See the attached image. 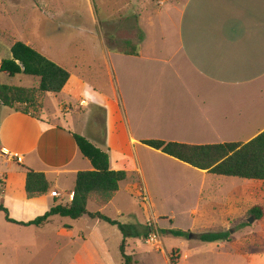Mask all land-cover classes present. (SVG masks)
Returning <instances> with one entry per match:
<instances>
[{
	"label": "crops",
	"instance_id": "0c3cea01",
	"mask_svg": "<svg viewBox=\"0 0 264 264\" xmlns=\"http://www.w3.org/2000/svg\"><path fill=\"white\" fill-rule=\"evenodd\" d=\"M80 1L86 3L96 30L86 32L92 37L91 44L78 49L77 57L67 59V46L50 51L48 39L38 35L40 23L36 22L57 19L51 14L54 12L68 14L64 1L0 0V64L10 58L12 45L20 41L54 59L69 73L60 93L40 97L38 113L30 109L29 114H23L0 106L8 110L0 111V205L18 222L31 221L54 204H69L76 174L92 170L72 134L105 152L111 171L126 173L125 181L105 207L93 204L97 209L91 211L88 205L92 203L87 204L90 213H103L121 193L122 184L132 182V175L137 177L141 191L137 192L134 183L127 191L137 193L144 210L148 208L144 202L152 208L154 200L161 198L160 193L152 195L148 179L157 180L159 162L177 160L141 141L193 146L247 143L264 131V0H162L160 5L158 0H101L102 6L108 4L103 22L95 0ZM54 4L60 8H54ZM20 18L27 19L26 26L20 24ZM27 30L30 36L25 37ZM133 50L134 55L124 53ZM12 163L16 164L13 173L3 170ZM21 165L45 175L50 184L48 193L26 197ZM196 172L201 174L200 186L183 196L190 203L188 212L193 224L207 177L215 176ZM239 181V188L227 194L221 188H212L207 202L211 204L220 195L226 215L217 218L205 214L200 221L219 219L225 227L248 223L252 218L248 212L260 206L257 197L264 192V184ZM1 215V229L18 235L42 230L62 219L52 217L40 228L19 227L3 221ZM82 218L72 224L78 225ZM158 219L152 213L154 222L146 220L145 224L150 221L157 228ZM72 224L63 221L57 232L71 243L76 242L70 236ZM93 233H77L81 251ZM135 240L128 242V249ZM93 253L100 257L95 249ZM179 258L177 250L175 260Z\"/></svg>",
	"mask_w": 264,
	"mask_h": 264
},
{
	"label": "rangeland",
	"instance_id": "374dc122",
	"mask_svg": "<svg viewBox=\"0 0 264 264\" xmlns=\"http://www.w3.org/2000/svg\"><path fill=\"white\" fill-rule=\"evenodd\" d=\"M62 1L65 2L63 5L66 6L68 14L51 13L58 18L47 21L50 25L45 23V19L37 20L36 22L40 23L37 31L38 35L48 39L47 47L50 51L56 52L55 49L61 45L67 46L68 52L65 55L68 57L67 59H73L78 56L76 53L78 49L91 44L92 37L86 32H91V30L95 32L96 29L92 26L87 14L86 3H81L80 0ZM95 2L100 21L103 22V10L108 4L102 6L101 0H95ZM54 5V8H60L59 4ZM76 11L77 14H75ZM20 24L26 26L27 19L20 18ZM57 29L60 30L56 32ZM48 31H51L52 34L47 35ZM28 35L30 36L29 30L24 32L25 37ZM108 38L106 36V39ZM0 84L32 89L38 88L39 79L24 75L9 78L5 74H0ZM37 97L38 94H35L34 102L35 106L39 107L41 106L40 98ZM16 108L20 109L19 106ZM0 111L8 110L0 107ZM33 112L38 113L37 110ZM15 167L16 164L12 163L11 167H3V170L13 173ZM196 171L174 160L159 162L157 180L148 179L152 195L161 194L159 200H154L152 208H149L148 204L144 202L148 207L147 210H144L142 200L137 193L127 191L128 185L133 183L137 186V192L141 191L137 177L132 175V182L130 180L124 182L121 193L115 202L107 206L103 213H100L123 224L131 225L133 230L139 234L144 225H147V223L145 224L146 220L154 222L152 220L153 213L159 217L156 221L157 228L155 227L159 231L179 229L193 234L228 232L231 236L230 242L204 243L198 239L173 237L160 233L161 250L159 251L147 245L144 242L145 238L140 236V238H136L135 242H130L129 249L126 250L127 254L133 253L136 264H171L170 258L173 254L176 259L177 250L180 258L173 264H264V217L243 227H241L243 224L238 227H225L220 224L219 219L208 223L200 221V216L205 214L217 218L226 215L227 211L220 206V195L215 196L211 204L207 202V199L212 188H221L225 194L231 189L239 188V179L208 176L199 213L196 216L197 221L195 224L192 223L191 214L188 212L190 203L188 200H184L183 196L200 186L201 174ZM257 204L264 209V192H261L257 197ZM88 209L94 211L97 208L93 204H89ZM118 209L120 212H117ZM235 213L236 211H233V214ZM1 217L4 221V217L2 215ZM63 221L68 224L74 223V220L62 218L51 222L42 230H32L19 235L13 230L4 232L5 230L0 227V264H122L119 253L121 235L115 227L96 219L92 221L82 218L78 225L72 224L74 231L70 236H74L76 242L71 243L70 239L57 233L63 226ZM16 230L15 227L14 231ZM79 231L85 232L87 235L94 231L82 251L80 250L81 241L76 240ZM97 236L100 238L97 239ZM94 249L98 251L100 257L93 253ZM251 253H255L257 256H248Z\"/></svg>",
	"mask_w": 264,
	"mask_h": 264
},
{
	"label": "trees",
	"instance_id": "16d2710c",
	"mask_svg": "<svg viewBox=\"0 0 264 264\" xmlns=\"http://www.w3.org/2000/svg\"><path fill=\"white\" fill-rule=\"evenodd\" d=\"M124 53L136 54L135 50ZM10 55V58L1 61L0 74H5L9 78L18 75L38 78L39 85L38 88L31 89L0 84V106L29 114L30 109L36 110L37 108L34 102L35 94H38L39 98L45 94H58L69 79V73L65 69L23 42H15L10 49ZM72 138L82 156L90 162L92 170L76 174L71 202L66 205L54 204L43 215L28 222L11 219L8 210L2 205H0V213L3 214L7 223L19 227L40 228L55 216L71 220L88 216L99 220L115 227L121 234L119 253L122 264H136L134 255L126 252L128 242L140 236L146 238L149 233L148 227L145 225L139 234L133 230L131 225L113 220L100 212L90 213L87 210L89 202L99 208L105 207L118 192L120 183L125 181L126 173L111 171L107 154L84 137L72 134ZM141 143L194 169L206 171L215 176L256 180L264 184V131L247 143L233 142L203 146L161 140H143ZM20 168L24 173V192L27 198H35L48 193L50 184L44 174L34 172L22 165ZM248 217L260 220L263 217L262 207L254 206L248 212ZM243 226H249V223L241 227ZM157 232L173 237L198 239L204 243L230 241L228 232L193 234L179 229L157 230ZM174 261L175 256L172 254L170 263L173 264Z\"/></svg>",
	"mask_w": 264,
	"mask_h": 264
},
{
	"label": "built area",
	"instance_id": "2783aa9c",
	"mask_svg": "<svg viewBox=\"0 0 264 264\" xmlns=\"http://www.w3.org/2000/svg\"><path fill=\"white\" fill-rule=\"evenodd\" d=\"M157 3L159 5L162 4V0H158ZM146 226L149 229V233L147 237L144 239V242L158 251L161 250V241L157 229L151 222H148Z\"/></svg>",
	"mask_w": 264,
	"mask_h": 264
},
{
	"label": "water",
	"instance_id": "95a60500",
	"mask_svg": "<svg viewBox=\"0 0 264 264\" xmlns=\"http://www.w3.org/2000/svg\"><path fill=\"white\" fill-rule=\"evenodd\" d=\"M247 222H248L249 224H252V223L254 222V219H253V218H249V219L247 220Z\"/></svg>",
	"mask_w": 264,
	"mask_h": 264
}]
</instances>
